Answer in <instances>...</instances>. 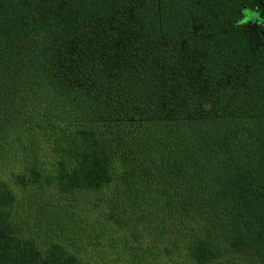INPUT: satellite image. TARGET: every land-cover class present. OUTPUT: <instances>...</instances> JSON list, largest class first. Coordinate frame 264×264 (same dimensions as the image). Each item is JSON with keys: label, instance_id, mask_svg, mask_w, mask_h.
I'll return each instance as SVG.
<instances>
[{"label": "trees", "instance_id": "obj_1", "mask_svg": "<svg viewBox=\"0 0 264 264\" xmlns=\"http://www.w3.org/2000/svg\"><path fill=\"white\" fill-rule=\"evenodd\" d=\"M0 264H264V0H0Z\"/></svg>", "mask_w": 264, "mask_h": 264}, {"label": "snow or ice", "instance_id": "obj_2", "mask_svg": "<svg viewBox=\"0 0 264 264\" xmlns=\"http://www.w3.org/2000/svg\"><path fill=\"white\" fill-rule=\"evenodd\" d=\"M247 15L250 17V18H253L254 16H255V14L254 13H247Z\"/></svg>", "mask_w": 264, "mask_h": 264}]
</instances>
